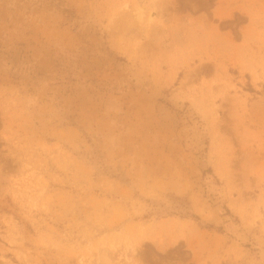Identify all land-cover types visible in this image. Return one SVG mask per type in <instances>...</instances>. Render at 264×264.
Wrapping results in <instances>:
<instances>
[{"label": "rangeland", "instance_id": "rangeland-1", "mask_svg": "<svg viewBox=\"0 0 264 264\" xmlns=\"http://www.w3.org/2000/svg\"><path fill=\"white\" fill-rule=\"evenodd\" d=\"M0 264H264V0H0Z\"/></svg>", "mask_w": 264, "mask_h": 264}, {"label": "trees", "instance_id": "trees-1", "mask_svg": "<svg viewBox=\"0 0 264 264\" xmlns=\"http://www.w3.org/2000/svg\"><path fill=\"white\" fill-rule=\"evenodd\" d=\"M187 215H189V213H186Z\"/></svg>", "mask_w": 264, "mask_h": 264}]
</instances>
